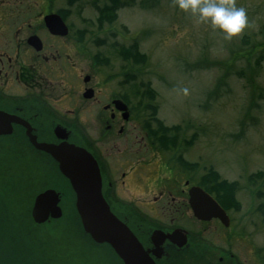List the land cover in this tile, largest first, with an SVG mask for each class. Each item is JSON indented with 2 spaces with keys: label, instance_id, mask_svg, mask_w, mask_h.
I'll use <instances>...</instances> for the list:
<instances>
[{
  "label": "flooded vegetation",
  "instance_id": "af4514ba",
  "mask_svg": "<svg viewBox=\"0 0 264 264\" xmlns=\"http://www.w3.org/2000/svg\"><path fill=\"white\" fill-rule=\"evenodd\" d=\"M81 1L0 0V123L2 116L16 118L8 123L22 118L33 125L37 139L50 142H59L56 125L77 134L75 127L96 126L92 140L83 137L100 164L107 199L122 220L137 228L147 260L264 264V248L249 246L250 238L238 228L231 208L214 194L212 176L196 168L191 153H182L180 133L150 114L149 81L133 78V44L97 38V10L86 27L80 25L85 20ZM113 58L122 62L116 74L104 70ZM98 71L105 77L97 80ZM25 132L0 134V153H44ZM194 186L220 202L226 222L195 214ZM189 220L194 226L187 225ZM179 228L188 232L183 245L167 236ZM155 230L166 236L157 249L151 238Z\"/></svg>",
  "mask_w": 264,
  "mask_h": 264
},
{
  "label": "rangeland",
  "instance_id": "374dc122",
  "mask_svg": "<svg viewBox=\"0 0 264 264\" xmlns=\"http://www.w3.org/2000/svg\"><path fill=\"white\" fill-rule=\"evenodd\" d=\"M233 2L245 8L249 26L231 39L180 9L176 0H82L86 21L80 25L86 27L97 10V38L126 46L134 43L144 54L146 65L133 69L137 83L149 81L154 97L149 103L157 116L167 125H181L183 142L191 143H183L181 151L191 153L201 173L211 170L220 179L240 183L235 195L240 205L230 210L238 228L250 238L246 237L249 246L264 248V213H260L264 208V0ZM110 15L111 23L106 20ZM120 34L128 39L122 40ZM261 42L262 47L252 52L251 47ZM240 50L243 53L238 54ZM108 64L104 70L113 74L121 70L117 58ZM98 72L97 80L105 77ZM85 126L75 129L92 140L97 128ZM26 189L36 187L25 183L22 190ZM186 223L194 226L190 220ZM260 251L264 257V249ZM100 252L95 258L72 261L111 264V256Z\"/></svg>",
  "mask_w": 264,
  "mask_h": 264
},
{
  "label": "water",
  "instance_id": "95a60500",
  "mask_svg": "<svg viewBox=\"0 0 264 264\" xmlns=\"http://www.w3.org/2000/svg\"><path fill=\"white\" fill-rule=\"evenodd\" d=\"M1 119L0 134L13 135L23 128L31 145L44 153H0V264H69L80 254L94 258L97 251L117 264H155L151 256L146 259L137 228L121 220L106 201L101 169L77 136L53 125L59 142L43 141L24 119ZM25 183L36 189L22 190ZM202 197H208L207 204L198 203ZM191 201L199 217L224 219L219 204L200 188L191 189ZM52 220L55 228H63L62 244L46 226ZM167 236L181 245L186 242V232ZM165 237L159 230L152 232L156 249Z\"/></svg>",
  "mask_w": 264,
  "mask_h": 264
},
{
  "label": "clouds",
  "instance_id": "9594fccd",
  "mask_svg": "<svg viewBox=\"0 0 264 264\" xmlns=\"http://www.w3.org/2000/svg\"><path fill=\"white\" fill-rule=\"evenodd\" d=\"M178 7L191 12L199 21L209 23L231 39L249 26L244 7H238L233 0H176Z\"/></svg>",
  "mask_w": 264,
  "mask_h": 264
},
{
  "label": "trees",
  "instance_id": "16d2710c",
  "mask_svg": "<svg viewBox=\"0 0 264 264\" xmlns=\"http://www.w3.org/2000/svg\"><path fill=\"white\" fill-rule=\"evenodd\" d=\"M262 45H263L262 42L258 43V44H254L251 47V51L255 53L258 49H260V47H262ZM241 53H243V52L240 50L238 54H241ZM214 179H215L216 182H218L219 184L222 185V188L224 189L225 192L227 191L228 195L224 194L222 196V198H225V199H229L230 198L232 200L233 198L231 196L233 194V187H231L226 180L218 179V175L215 174V173H214Z\"/></svg>",
  "mask_w": 264,
  "mask_h": 264
}]
</instances>
